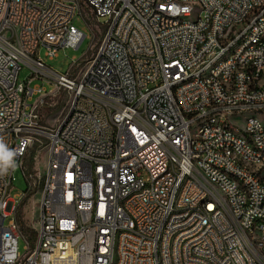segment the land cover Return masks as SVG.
Instances as JSON below:
<instances>
[{"label": "built area", "instance_id": "built-area-1", "mask_svg": "<svg viewBox=\"0 0 264 264\" xmlns=\"http://www.w3.org/2000/svg\"><path fill=\"white\" fill-rule=\"evenodd\" d=\"M76 16L92 41L60 73L44 57L78 47ZM23 65L31 74L15 84ZM261 65L264 0H0V264H264V183L227 153L236 146L264 165ZM246 111L256 121L238 141L232 118ZM18 168L27 187L13 194ZM192 194L206 203L184 212Z\"/></svg>", "mask_w": 264, "mask_h": 264}, {"label": "bare ground", "instance_id": "bare-ground-1", "mask_svg": "<svg viewBox=\"0 0 264 264\" xmlns=\"http://www.w3.org/2000/svg\"><path fill=\"white\" fill-rule=\"evenodd\" d=\"M186 3H193V0H186ZM199 19V7H192V11L189 12V20ZM239 51V44H230L229 54H236ZM223 64V57H216L214 59V66H221ZM85 66H78L77 75H84ZM260 76H264V65H261ZM231 82H238V75H231ZM15 84H22V81L15 77ZM251 112L253 111H246ZM256 113L249 117L245 123L255 122ZM260 126H264V115L261 116ZM230 136H236L238 141H248L250 140V133L247 132V124H245L244 129H240L236 126L230 127ZM227 153L232 161L235 162L237 168H245L248 171L254 172L255 182L264 183V165L262 161H254L251 156L243 155L241 151L237 150L236 146H227ZM220 176H234V169L227 168L226 166H219ZM234 187L241 193L243 198H250V184L244 177H236L234 180ZM40 190L43 192V182H35L32 188V198H29L30 205V217L32 220H39V210L35 209V196ZM41 197V196H40ZM197 203H206V196H199V194H192V196L185 199L184 212H193L194 207ZM0 204H2V194H0ZM111 263H118L120 259V251L118 249H111L110 251Z\"/></svg>", "mask_w": 264, "mask_h": 264}, {"label": "rangeland", "instance_id": "rangeland-1", "mask_svg": "<svg viewBox=\"0 0 264 264\" xmlns=\"http://www.w3.org/2000/svg\"><path fill=\"white\" fill-rule=\"evenodd\" d=\"M73 23L85 35L81 43L78 45V47L59 48L57 50V56H55L52 59H48L44 57V51H45L44 47L40 49V54L44 57L45 63L49 67H51L53 70H56L57 72H60V73H65L69 71L71 64L74 62L82 63L83 59L86 57V54L88 53V48L92 41L91 30L88 28V26L83 22V20L79 16L75 17ZM100 39H101L100 36L98 37V39L97 38L95 39L96 41L95 47L98 45V42ZM30 74H31V69L27 67L26 65H23L19 72L18 79L20 81H24ZM41 84H42L41 79H34L29 83V87L33 88L36 85H41ZM43 85H44L45 90L47 91L53 88L52 84L48 82L44 83ZM37 97H38V93L32 95L28 103L29 104L33 103ZM43 111L45 115V123L52 124L56 116L53 114V112H50V110H48L47 108H43ZM251 116H253V113L246 112L245 115L241 116V120H239V118H232V125L240 129H244L246 120ZM12 185H13V189H12L13 194L20 193L21 191L25 190L27 187L26 179L24 178L19 168L14 171V180L12 182ZM40 196H41V193L39 190L34 199L35 209H37V200H40ZM23 244L24 242L22 241V239H19L18 246L20 250H22Z\"/></svg>", "mask_w": 264, "mask_h": 264}, {"label": "trees", "instance_id": "trees-1", "mask_svg": "<svg viewBox=\"0 0 264 264\" xmlns=\"http://www.w3.org/2000/svg\"><path fill=\"white\" fill-rule=\"evenodd\" d=\"M20 229L23 232L28 233L30 239H33L35 237L36 234L35 230L25 227L23 222H20Z\"/></svg>", "mask_w": 264, "mask_h": 264}, {"label": "clouds", "instance_id": "clouds-1", "mask_svg": "<svg viewBox=\"0 0 264 264\" xmlns=\"http://www.w3.org/2000/svg\"><path fill=\"white\" fill-rule=\"evenodd\" d=\"M3 144H0V150H3ZM12 155H13V153H11V152H8V153H6V159H8L9 161H10V158L12 157ZM12 166H14V165H12Z\"/></svg>", "mask_w": 264, "mask_h": 264}]
</instances>
